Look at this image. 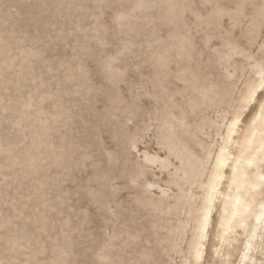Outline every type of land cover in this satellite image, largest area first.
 I'll return each mask as SVG.
<instances>
[{
	"label": "rangeland",
	"instance_id": "1",
	"mask_svg": "<svg viewBox=\"0 0 264 264\" xmlns=\"http://www.w3.org/2000/svg\"><path fill=\"white\" fill-rule=\"evenodd\" d=\"M247 2L0 0V264L189 260L193 226L180 231L183 210L162 214L138 201L164 197L144 192L145 178L170 200L176 187L159 164L139 180L132 170L146 150L175 171L179 150L164 137L199 150V130L213 135L223 108L204 106L190 79L241 87L252 60L239 53L257 46L245 36ZM263 34L264 25L257 43ZM184 39L189 63L176 49ZM234 65L243 71L231 87ZM172 115H185L189 134L167 123Z\"/></svg>",
	"mask_w": 264,
	"mask_h": 264
},
{
	"label": "bare ground",
	"instance_id": "2",
	"mask_svg": "<svg viewBox=\"0 0 264 264\" xmlns=\"http://www.w3.org/2000/svg\"><path fill=\"white\" fill-rule=\"evenodd\" d=\"M247 1L252 5L253 12L249 11L253 14L247 20V31L245 22V36L249 46H257L255 55L243 50L239 53L245 57V63L252 60L248 63L249 75L245 76L241 87L220 90L207 76L190 79L204 106L223 108L220 120L210 128L213 135L199 130L206 140L201 141L199 150L184 141L164 137L163 143L168 149L179 150L180 166L175 171H169L167 158L146 150L141 152V161L132 170L131 179L139 180L149 173L146 167L159 164L167 177L166 182L176 187L178 192L170 200L157 182L145 178L142 190L147 193L156 189L164 197L151 202L139 196L138 201L162 214L177 208L183 210L179 229L184 233L192 224L193 232L190 258L182 264H214L215 261L207 260L208 255L210 259H217V264H264L261 258L264 256V88L260 87L264 34L257 43L264 25V0ZM236 11L237 21L241 17L245 19L242 5H238ZM234 47L238 46L234 44ZM176 49L181 57L191 62L193 47L189 39L177 43ZM222 59L229 63L227 57ZM160 63L165 66V56ZM240 71H243L242 65L232 67V74L226 77L227 85L234 86L229 78ZM167 123L178 125L181 137L191 130L185 115H172ZM132 149L136 151V147ZM210 227L214 234L209 241ZM239 239H242L240 244Z\"/></svg>",
	"mask_w": 264,
	"mask_h": 264
},
{
	"label": "snow or ice",
	"instance_id": "3",
	"mask_svg": "<svg viewBox=\"0 0 264 264\" xmlns=\"http://www.w3.org/2000/svg\"><path fill=\"white\" fill-rule=\"evenodd\" d=\"M261 88H264V64L261 65Z\"/></svg>",
	"mask_w": 264,
	"mask_h": 264
}]
</instances>
